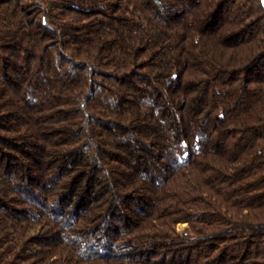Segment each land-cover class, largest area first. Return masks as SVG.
I'll use <instances>...</instances> for the list:
<instances>
[{
	"label": "trees",
	"instance_id": "16d2710c",
	"mask_svg": "<svg viewBox=\"0 0 264 264\" xmlns=\"http://www.w3.org/2000/svg\"><path fill=\"white\" fill-rule=\"evenodd\" d=\"M0 264H264V0H0Z\"/></svg>",
	"mask_w": 264,
	"mask_h": 264
},
{
	"label": "rangeland",
	"instance_id": "374dc122",
	"mask_svg": "<svg viewBox=\"0 0 264 264\" xmlns=\"http://www.w3.org/2000/svg\"><path fill=\"white\" fill-rule=\"evenodd\" d=\"M183 226H184V224H179L177 227H178V229H182Z\"/></svg>",
	"mask_w": 264,
	"mask_h": 264
}]
</instances>
